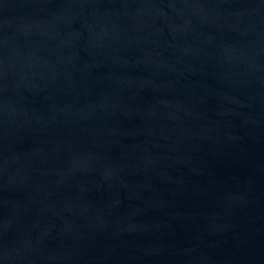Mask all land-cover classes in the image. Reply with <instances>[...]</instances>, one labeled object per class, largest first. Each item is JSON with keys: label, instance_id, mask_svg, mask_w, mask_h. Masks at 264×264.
Instances as JSON below:
<instances>
[{"label": "water", "instance_id": "water-1", "mask_svg": "<svg viewBox=\"0 0 264 264\" xmlns=\"http://www.w3.org/2000/svg\"><path fill=\"white\" fill-rule=\"evenodd\" d=\"M0 264H264V0H0Z\"/></svg>", "mask_w": 264, "mask_h": 264}]
</instances>
